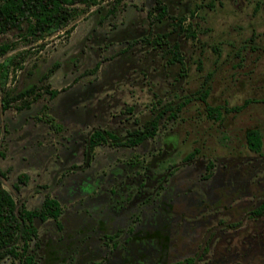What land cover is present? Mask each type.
I'll list each match as a JSON object with an SVG mask.
<instances>
[{
	"label": "rangeland",
	"instance_id": "374dc122",
	"mask_svg": "<svg viewBox=\"0 0 264 264\" xmlns=\"http://www.w3.org/2000/svg\"><path fill=\"white\" fill-rule=\"evenodd\" d=\"M162 1L168 15L152 26L147 12L155 0H124L112 14V0H103L85 8L69 32L41 40H25L16 30L0 35V45L12 46L0 57V100L5 92L35 89L0 113V182L18 206L38 208L49 194L63 208L62 230L52 219L34 220L38 237L28 253L37 264H117L115 255L133 257L134 248L149 254L160 248L165 257L141 260L138 251L129 264H182L189 256L194 264H264V212L254 213L264 201V0ZM150 29L179 44L183 71L168 63L165 45L127 47ZM245 100L254 101L226 110ZM206 106H219L220 118L209 117ZM162 110L154 136L121 144ZM44 115L61 130L37 119ZM251 129L261 135L259 152L248 148ZM96 130L117 140L107 137L85 151ZM208 161L213 168L205 180ZM21 173L29 180L17 191ZM168 191L178 197L164 210ZM111 213L121 223L107 232L101 220L111 224ZM69 215L89 222L88 229L76 234ZM155 215L172 226L163 248L161 233L145 230ZM114 233L117 248L106 237Z\"/></svg>",
	"mask_w": 264,
	"mask_h": 264
},
{
	"label": "trees",
	"instance_id": "16d2710c",
	"mask_svg": "<svg viewBox=\"0 0 264 264\" xmlns=\"http://www.w3.org/2000/svg\"><path fill=\"white\" fill-rule=\"evenodd\" d=\"M103 0H0V35L6 34L10 31L16 30L21 32V36L25 40H41L47 35L61 30H69L71 24L78 18L79 14L85 11V8L92 6H99ZM124 0H112L111 7L108 14H112L117 7ZM154 5L148 10L147 15L150 16L149 24L152 26L154 23L161 20L168 15V7L162 0H155ZM83 6V7H81ZM193 13V12H192ZM182 19H179L181 21ZM182 32L187 29L180 24H175ZM67 28V29H66ZM188 31V30H187ZM169 33H153L149 30L148 34L129 41L127 47L133 46L143 42L150 44L154 47L165 45L164 53L170 54L168 59L169 64H179L182 71L185 64L181 58L180 46L178 43L169 44ZM12 49L11 44L4 43L0 45V57L5 55ZM182 74V73H181ZM180 74V75H181ZM208 81L205 78L204 82ZM34 87H29L14 95L4 93L0 100V113L10 108L11 103L34 93ZM209 93V88L206 87L201 92V99H205ZM50 97L56 95V90L49 89ZM35 96H38L35 95ZM34 96V97H35ZM36 100V97L34 98ZM254 100H245L242 105L230 107L226 110L239 111L247 104ZM264 103V99L261 101ZM181 102L177 105L178 108L184 105ZM27 106L28 103H25ZM176 107V108H177ZM171 110L170 118L175 117L174 108L168 107ZM209 117L218 119L221 116L219 106L210 107L206 106ZM162 110L147 123L145 130H136L133 135H130L121 142L124 146H136L145 139L155 135L158 120L162 116ZM37 119L44 120L50 128L55 131H60L61 126L55 123L54 118L49 115L38 117ZM107 137L111 140H117L115 135L108 131L102 133L98 130L94 131L89 137L87 149H93L95 146L105 144L108 142ZM246 142L250 149L259 151L262 147L261 135L257 129H251L246 134ZM190 156V155H189ZM29 176L26 173L18 174L17 181L13 184V188L17 191L21 189V185L27 184ZM60 203L50 195H46L39 208L29 209L24 204L17 205L16 200L0 182V264L7 258L12 261L18 260L19 264H36L35 257L28 253L30 244L33 239L37 238V228L34 220L38 218L40 221H45L49 218L57 220L61 214Z\"/></svg>",
	"mask_w": 264,
	"mask_h": 264
},
{
	"label": "flooded vegetation",
	"instance_id": "af4514ba",
	"mask_svg": "<svg viewBox=\"0 0 264 264\" xmlns=\"http://www.w3.org/2000/svg\"><path fill=\"white\" fill-rule=\"evenodd\" d=\"M143 142V141H142ZM141 142V143H142ZM140 143V144H141ZM139 145V144H138ZM88 148V147H87ZM87 148L85 149V151H87ZM249 148V147H248ZM250 149V148H249ZM251 151H253V152H259V151H256V150H252V149H250ZM190 157H192L191 155L189 156V155H186L185 156V159H187V160H190L191 158ZM212 168H213V164H212V162H207L206 164H205V172H204V174H203V176H202V178L203 179H208V173H210V171L212 170ZM171 190V189H170ZM171 193L172 194H170L169 193V191L165 194V198H164V200L162 201V204H163V208H164V210H166V208H172L170 205H169V203H173V202H175L176 201V198L178 197L176 194L174 195L173 194V192L171 191ZM47 195V194H46ZM45 195V196H46ZM49 195V194H48ZM44 196V197H45ZM102 197H103V195H102ZM169 197H172V199H169V201H168V198ZM104 198V197H103ZM56 199V198H55ZM59 203H60V201L58 200V199H56ZM173 200V201H172ZM43 201V200H42ZM60 205H61V203H60ZM41 206V205H40ZM39 206V207H40ZM38 207V208H39ZM61 214L59 215V217H58V219L57 220H54L55 222H56V226H57V228L59 229V230H62V224H61V221H60V218H61V216H62V214H63V208H62V205H61ZM173 211H175L174 209H173ZM104 212H107V211H104ZM264 212V201L258 206V207H256V209L254 210V213L255 214H257V215H261L262 213ZM182 213H184L183 211L178 215V217H182L181 216V214ZM112 215H113V217H114V214L113 213H111ZM164 215H166V214H164ZM70 216V215H69ZM67 217L68 218V220H71V221H69L70 222V224H71V228L73 229V231L75 232L76 231V234L77 233H82V230L83 231H86V229H88V226H89V222H87V221H81L78 217H74V216H70V217ZM72 218V219H71ZM115 218V217H114ZM49 219H51V218H49ZM49 219H47V220H49ZM47 220H45V221H47ZM53 220V219H52ZM105 219H103V220H101L102 221V224H101V226L103 227V228H105V230L107 231V232H109L110 230H112L115 226H118V224L120 225V223H121V218L119 217H116L115 218V220L114 221H112V223L111 224H105L103 221H104ZM117 220H118V222H117ZM152 223L151 224H154V225H151L150 227L148 226L147 228H150V229H145V230H147V231H152L153 229H156L157 231H158V233H161L160 235H161V237L160 236H158L157 235V237H158V239H157V241L159 242V244L158 245H161V247L163 248V244H164V242H165V240L163 239V237H162V235L164 234V233H166V231L168 232V230L169 229H171L172 228V226H170L169 225V223H168V221L166 220V219H163V218H161V216L160 215H155V216H153L151 219H149ZM45 221H41V222H45ZM86 225H87V227H86ZM70 227V226H69ZM152 229V230H151ZM79 231V232H78ZM38 232V231H37ZM69 234H70V232H69ZM146 234H148V233H145L144 235H146ZM71 236V238H74L76 235H75V233L74 234H70ZM37 237H38V233H37ZM107 238H109V239H111V240H113V248H117V245H116V243L114 242V238H116L117 237V234L116 233H114V234H110V235H107L106 236ZM160 237V238H159ZM92 239H93V237H91V238H89L88 239V241L84 244V246L82 247V249H80V257H79V259L82 261L83 259H85L86 258V256H87V253H88V251H89V249L91 248V241H92ZM188 240H189V238H188ZM179 241H181V243L183 244V239H180ZM190 243V245H192V242L190 241V242H186V240H185V245H187V244H189ZM106 246V245H105ZM104 246V247H105ZM97 248L96 249H94V252H95V254L96 255H98V253L100 254V251H102V248L98 245V246H96ZM93 249V248H92ZM139 249V248H138ZM137 248H134L133 250H132V253L134 254V256H135V253H137L138 251H139V253L137 254V255H139V256H143L142 257V259L141 260H144V259H146V260H152V259H154V258H156V257H159V258H163V257H165V253H164V251L163 250H161L160 248H159V250L155 253V252H153L152 254H149V251H148V249H146L145 251L143 250V249H139L138 250ZM204 250H206V248H204L203 249V251H202V253L199 255V257H201L202 255H204ZM179 254H181L180 253V250H178V252H175L174 251V254H173V257H175L176 255H179ZM127 255H128V252L127 253H125V255L123 254L122 256L121 255H119V254H117V255H115L116 256V263L117 264H129L130 262H132L133 261V257H131V256H129L128 255V258H127ZM98 257H99V255H98ZM127 258V259H126ZM35 259V258H34ZM194 262H195V256H189V257H186L184 260H183V262H182V264H194ZM35 263L37 264V261L35 260ZM94 264H102L101 262H95ZM106 264V263H105ZM178 264H181V263H178Z\"/></svg>",
	"mask_w": 264,
	"mask_h": 264
},
{
	"label": "crops",
	"instance_id": "0c3cea01",
	"mask_svg": "<svg viewBox=\"0 0 264 264\" xmlns=\"http://www.w3.org/2000/svg\"><path fill=\"white\" fill-rule=\"evenodd\" d=\"M26 174H28V173H26Z\"/></svg>",
	"mask_w": 264,
	"mask_h": 264
}]
</instances>
